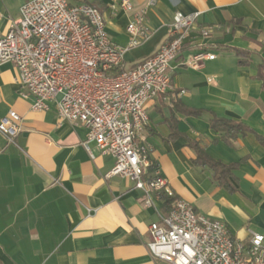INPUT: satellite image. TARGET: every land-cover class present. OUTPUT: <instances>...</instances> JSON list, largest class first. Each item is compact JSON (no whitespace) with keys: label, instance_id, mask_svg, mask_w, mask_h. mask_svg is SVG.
Wrapping results in <instances>:
<instances>
[{"label":"crops","instance_id":"0c3cea01","mask_svg":"<svg viewBox=\"0 0 264 264\" xmlns=\"http://www.w3.org/2000/svg\"><path fill=\"white\" fill-rule=\"evenodd\" d=\"M28 1L0 0V36ZM73 1L96 5L109 37L123 47L129 21L146 10L152 34L124 52L127 68L169 39L177 11L199 12L172 64L174 88L147 104L150 158L178 198L225 222L235 238L248 243L252 232L264 234V144L252 132L227 142L210 123L213 115L240 120L264 136V82L256 76L264 60V0H131L130 10L112 7L121 0ZM198 51L215 57L194 69L186 61ZM22 90L16 64L0 63V122L10 110L22 116L13 141L0 132V264H166L148 248L163 199L147 197L129 178L107 177L115 158L94 142L92 154L87 150V127L61 122L53 105L33 110V97ZM175 100L203 112L178 111ZM171 120L180 133L174 139ZM190 140L215 160L238 164L229 176L233 188L194 164Z\"/></svg>","mask_w":264,"mask_h":264},{"label":"built area","instance_id":"2783aa9c","mask_svg":"<svg viewBox=\"0 0 264 264\" xmlns=\"http://www.w3.org/2000/svg\"><path fill=\"white\" fill-rule=\"evenodd\" d=\"M113 8L130 10L131 0ZM147 12H136L128 23L129 43L120 46L106 30L103 12L73 0H29L20 16L0 36V63L16 64L24 97H33L36 111L56 108L60 121L83 124L84 142L92 154L94 142L102 154L115 158L107 177L129 178L147 197L175 195L158 168L150 172V148L145 134L150 123L147 104L174 88L173 62L183 51L199 12L173 17L169 39L156 53L135 66L124 65V52L152 34ZM204 34L207 30H204ZM215 54L198 51L186 61L200 69ZM22 116L10 110L0 132L13 141L22 130ZM145 204H151L150 198ZM149 230L148 248L166 264H264V234L252 232L248 243L235 238L225 222L199 212L176 198L159 213Z\"/></svg>","mask_w":264,"mask_h":264},{"label":"trees","instance_id":"16d2710c","mask_svg":"<svg viewBox=\"0 0 264 264\" xmlns=\"http://www.w3.org/2000/svg\"><path fill=\"white\" fill-rule=\"evenodd\" d=\"M239 53L249 54L248 52H240V51ZM240 62L246 63V61L243 60H241ZM256 76L257 78L261 79L264 82V60L260 63L258 73ZM174 107L178 111H182L186 114L200 115L203 112L202 109H194L184 106L180 100L174 101ZM169 123L171 129L170 137L171 139H174L180 135L177 129V120H171ZM210 123H211V127L215 129L217 132L221 133V136L227 142H233L240 135H246L247 133L252 132L255 134L257 139L262 144H264V136L240 120L229 119V118L213 115ZM189 144L195 150L196 153V157L193 159L194 164L200 167L211 169L214 173L215 178L219 181L221 185H225L227 187L233 188L229 180V176L233 173V170L237 168L238 164L237 163L224 164L218 160H215L214 158H212L207 154L204 147L201 146V144L198 141L190 140ZM155 168H156V164L152 162L150 167V172H152ZM160 197L163 199L164 202L163 211L165 212H168L171 209L174 200L177 198L176 195H168L166 193H161Z\"/></svg>","mask_w":264,"mask_h":264}]
</instances>
